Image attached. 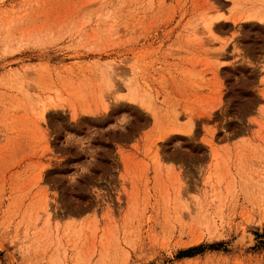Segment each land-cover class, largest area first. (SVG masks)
Instances as JSON below:
<instances>
[{
  "label": "rangeland",
  "instance_id": "374dc122",
  "mask_svg": "<svg viewBox=\"0 0 264 264\" xmlns=\"http://www.w3.org/2000/svg\"><path fill=\"white\" fill-rule=\"evenodd\" d=\"M259 17L0 0V264H264Z\"/></svg>",
  "mask_w": 264,
  "mask_h": 264
},
{
  "label": "bare ground",
  "instance_id": "6f19581e",
  "mask_svg": "<svg viewBox=\"0 0 264 264\" xmlns=\"http://www.w3.org/2000/svg\"><path fill=\"white\" fill-rule=\"evenodd\" d=\"M256 16L255 17H257V14H255ZM220 18V16H218V17H216L215 19H212V20H210V21H208L207 23H206V27H207V29L210 31V32H212L213 30H214V27H215V25L216 24H219V22H221V20H218ZM259 21H261V22H264V17H259ZM45 102V101H44ZM46 105V104H45ZM45 105H43L44 106V108H43V110H42V112H41V115L44 117L45 116V112L47 111V109H46V106ZM48 226V225H47ZM240 237L238 238V244H240V245H243V246H245V247H248V246H251L253 243H254V241H255V236H254V234L252 233V232H250L249 230H243L242 232H241V235H239Z\"/></svg>",
  "mask_w": 264,
  "mask_h": 264
},
{
  "label": "trees",
  "instance_id": "16d2710c",
  "mask_svg": "<svg viewBox=\"0 0 264 264\" xmlns=\"http://www.w3.org/2000/svg\"><path fill=\"white\" fill-rule=\"evenodd\" d=\"M204 248L203 245H198V246H194V247H190L189 249H187L185 251V256H194L196 254L199 253V251H202V249Z\"/></svg>",
  "mask_w": 264,
  "mask_h": 264
}]
</instances>
